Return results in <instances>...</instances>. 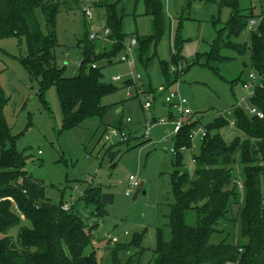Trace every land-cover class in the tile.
Wrapping results in <instances>:
<instances>
[{"label":"rangeland","instance_id":"374dc122","mask_svg":"<svg viewBox=\"0 0 264 264\" xmlns=\"http://www.w3.org/2000/svg\"><path fill=\"white\" fill-rule=\"evenodd\" d=\"M79 1V8H62L56 15L54 54L65 74L75 76L81 70L84 47L91 50L90 55L96 53L93 61L101 67L105 81L119 86L114 94L102 99L104 105H110L105 116L88 118L80 126L66 128L57 87L52 85L45 92V101L40 97L39 81L30 76L23 63L28 53L27 39L16 35L0 37V87L7 99L4 115L12 133L18 136V150L26 156L24 169L44 185L53 203L71 207L89 186L100 190L106 209L103 216L93 213V204L87 206L81 201L77 206L88 226L94 227L91 246L98 264H113V247L132 242L137 235H141V247L132 245L120 251V258L127 260L139 254L138 264H152L159 236L171 239L169 215L176 204L171 152L174 134L168 131L173 128V107L165 102V97L179 91L204 126L219 117L220 112L242 102L248 93L243 81H248L254 71L248 47L251 31L247 27L239 35L230 33L229 21L238 11L222 4V0H162V11L157 15L158 31L154 16L145 11L144 0H120L126 46L114 56L112 41L89 40L93 29L102 32L104 11L96 3L91 4L92 0ZM256 1L240 0L239 12L248 13L254 4L258 5ZM86 8L91 10V16L85 14ZM253 10L259 8L255 6ZM153 34L156 39L149 42L142 59L139 46L128 48L133 37L148 39ZM218 42L222 46L214 60ZM244 44H248L246 49L239 51ZM175 55L180 58L177 64ZM124 56L134 62L136 73L141 76H134L130 86L123 85L131 77V65L122 61ZM106 57H112L110 63ZM181 63V70L185 71L173 82L174 69ZM90 64H85V70H89ZM164 64L169 67L172 81L166 79ZM115 75L122 80L114 81ZM128 91L133 93L130 98L126 97ZM148 101L152 106L146 108ZM112 128L126 132L128 140L111 136ZM219 132L228 141L242 135L230 124ZM201 140H193V147L184 151L183 168L191 178L196 177L193 155L199 152ZM234 172L241 186L240 158ZM130 175H135L141 185L127 195ZM189 187L186 184L184 189ZM241 205L233 207L236 217ZM186 219L195 226L197 213L190 210ZM22 223L31 225L29 220ZM18 230V226L13 227L9 234L17 238ZM237 232L234 225L231 233L232 237L236 235V241ZM4 235L0 231V238ZM222 238L215 233L212 242L219 243Z\"/></svg>","mask_w":264,"mask_h":264},{"label":"trees","instance_id":"16d2710c","mask_svg":"<svg viewBox=\"0 0 264 264\" xmlns=\"http://www.w3.org/2000/svg\"><path fill=\"white\" fill-rule=\"evenodd\" d=\"M119 2H96L111 29L109 38L113 40L114 56L126 46ZM144 2L145 11L154 16L158 31L157 15L162 11V0ZM234 2L237 5H233ZM257 2L258 5L254 4L246 13L239 12L240 0L221 1L238 11L229 21L233 35L244 31L250 19L261 18L256 28L250 30L249 46L244 44L239 51L250 48L252 67L261 77V84L249 102L264 112V0ZM255 6L259 8L256 12ZM79 7V0H0V37L16 35L27 39L28 53L23 63L30 76L39 81V95L44 101L45 92L52 85L57 87L66 128L80 126L88 118H103L110 105H104L102 99L119 89L118 85L105 81L101 67L93 61L96 53L90 55L87 45L79 74L67 76L65 68L57 65L54 54L56 15L62 8ZM152 37H136L140 58L149 42L156 39L154 34ZM221 46L219 42L215 45L214 60ZM106 58L110 63L112 57ZM174 61L177 64L180 58L175 55ZM87 62H91L89 70L84 68ZM163 69L166 79L172 81L168 65L164 64ZM184 71H174L173 82ZM6 102L0 87V231L5 234L0 238V264H98L95 248L91 246L94 227L88 226L77 206L81 201L87 206L93 204L96 208L93 213L103 216L106 209L100 190L89 186L68 209H64L63 203H53L44 185L24 169L26 156L18 150V136L12 133L4 115ZM230 109L235 128L242 135L228 141L219 132L221 127L230 124L227 114L205 126L207 135L200 142L199 152L193 155L197 167L195 178L183 168L184 152L180 148L193 147L190 132L201 123L200 118L174 136L177 151L172 159L175 166L172 185L176 204L169 215L171 239L163 234L159 236L152 264H257L264 251V117L250 115L238 104ZM238 158L242 163L241 186L234 172ZM186 184L190 185L187 190L184 189ZM238 203L242 205L236 217L233 207ZM190 210L197 213L195 226L187 223ZM24 220H29L31 225L23 224ZM234 225L238 227L237 241L236 235L232 237L231 233ZM16 226L19 227L17 238L9 234ZM215 233L222 235L221 242H212ZM132 245L141 247V235L132 242L117 243L113 247V264H138L139 254L127 260L120 258V251Z\"/></svg>","mask_w":264,"mask_h":264},{"label":"built area","instance_id":"2783aa9c","mask_svg":"<svg viewBox=\"0 0 264 264\" xmlns=\"http://www.w3.org/2000/svg\"><path fill=\"white\" fill-rule=\"evenodd\" d=\"M83 1V0H82ZM98 0H92V3H96ZM84 12L87 16H91V10L89 8L84 9ZM261 19V18H260ZM258 18H252L250 19L248 23V29L249 30H254L259 23ZM102 26V32L99 33L95 31L93 28V31L90 33L89 38L91 40H97V39H108L109 41H112L109 38V35L111 34V29L107 26L105 20H102L101 22ZM138 46V39L136 37H133L130 41V44L128 48H133ZM122 61H129V64L131 65V71L128 79H126L123 82L124 86H130L131 83L134 82V76L137 78H140V74L136 73V67L133 61L129 60V58L124 56L122 58ZM95 66V65H94ZM184 65L181 63L178 68H175L174 71L176 70H181ZM114 81H120L122 80V77L120 75H115L113 76ZM261 77L253 71L252 73L249 74V80L244 81L243 87L248 90L247 97L242 100V102H239V106H243L246 108V110L249 112L250 115L256 116L258 118H263L264 117V112L259 109L258 107L250 104L249 100L252 96L255 94L256 87L261 84ZM133 96V93L127 92L126 97L130 98ZM165 102L168 103L170 106L173 107L172 111V125L173 128L170 129L174 136L185 126L192 125L194 122L197 121V117L194 115V112L192 110V107L188 101L187 98L183 97L179 91L175 92H170L166 97H165ZM152 106V103L148 101L145 105L146 108H149ZM229 115L230 116V125L231 126H236L235 125V119L231 118L232 110L229 109L226 112H220V115ZM130 120V118H128ZM197 123V122H196ZM149 127H151V123H149ZM207 135V129L204 125L196 124L194 127H192L191 132H190V138L192 140H195L197 138L203 139ZM111 136L113 137H121L123 140H128V134L124 131H120L119 129L112 128L111 130ZM187 148L185 146H182L180 150L184 152ZM177 150L173 147L171 148V152L174 154ZM41 152V151H40ZM141 185L140 180L135 176V175H130L129 176V188L126 192L127 195L131 194L135 189L139 188ZM69 207L67 205H64V209H68ZM113 242L117 241V238L114 237Z\"/></svg>","mask_w":264,"mask_h":264},{"label":"water","instance_id":"95a60500","mask_svg":"<svg viewBox=\"0 0 264 264\" xmlns=\"http://www.w3.org/2000/svg\"><path fill=\"white\" fill-rule=\"evenodd\" d=\"M257 264H264V251L262 252V254L260 255Z\"/></svg>","mask_w":264,"mask_h":264},{"label":"crops","instance_id":"0c3cea01","mask_svg":"<svg viewBox=\"0 0 264 264\" xmlns=\"http://www.w3.org/2000/svg\"><path fill=\"white\" fill-rule=\"evenodd\" d=\"M122 118V117H121ZM168 131H170V129L168 128Z\"/></svg>","mask_w":264,"mask_h":264}]
</instances>
